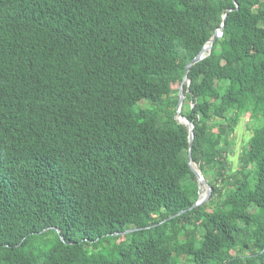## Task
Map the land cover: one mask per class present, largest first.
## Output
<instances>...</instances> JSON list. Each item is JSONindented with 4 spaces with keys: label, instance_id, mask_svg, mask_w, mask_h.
<instances>
[{
    "label": "trees",
    "instance_id": "obj_1",
    "mask_svg": "<svg viewBox=\"0 0 264 264\" xmlns=\"http://www.w3.org/2000/svg\"><path fill=\"white\" fill-rule=\"evenodd\" d=\"M235 2L0 0V264H264V0ZM225 14L183 90L190 210L173 84Z\"/></svg>",
    "mask_w": 264,
    "mask_h": 264
},
{
    "label": "water",
    "instance_id": "obj_2",
    "mask_svg": "<svg viewBox=\"0 0 264 264\" xmlns=\"http://www.w3.org/2000/svg\"><path fill=\"white\" fill-rule=\"evenodd\" d=\"M233 2L236 4L235 0H233ZM237 9V6H236ZM223 23L221 24V26L215 31L213 37L206 43V45L203 47V49L201 50V52L197 55V57L191 61V63L185 68V73H184V77L183 80L180 84V87L178 89V104H177V110H176V115H175V120L181 124L184 125L187 129H188V133H189V151H188V165L189 168L191 169V171L193 172V174L195 175L196 179H197V187H198V197L196 202L194 203V205L190 208V210L199 208L201 206L206 205L210 199H211V195H212V188L211 186L207 183V181L204 179V177L202 176L200 170L195 169L193 167V162H192V157H191V150L193 147V139H194V133H193V129L194 126L193 124L185 117L181 116V109L185 100V95L183 93L184 87L186 88V92H188V87L190 84V80H186L190 71V68L192 66H194L195 64H197L198 62L204 60L205 58H207L212 50V47L214 45V43L222 37L223 33L220 32L221 29L224 28L225 26V20H226V14L223 16L222 18ZM196 165V164H194ZM197 166V165H196ZM202 190L204 191V194H202ZM186 211H182L179 214H177L176 216H180L182 214H184ZM174 216V217H176ZM171 217V218H174ZM138 231L137 229L134 230H130V231H126L123 234H128V233H134Z\"/></svg>",
    "mask_w": 264,
    "mask_h": 264
},
{
    "label": "rangeland",
    "instance_id": "obj_3",
    "mask_svg": "<svg viewBox=\"0 0 264 264\" xmlns=\"http://www.w3.org/2000/svg\"><path fill=\"white\" fill-rule=\"evenodd\" d=\"M180 85L175 83L173 84V89H179ZM185 101V100H184ZM254 125L252 122L249 121V116L245 115L242 116L240 121L238 122V125L235 128L234 134L232 138L230 139V147L228 150L227 155V168L230 171V173H235L239 171L240 163L239 158L242 154V152L247 148L248 142L250 137L252 136ZM191 231H188V234H190ZM131 234V233H128ZM128 234H122L118 237L116 240L117 245H123L129 241V238L127 237ZM57 235L55 234H49L43 240H41V247L44 250L49 249L54 242L56 241ZM86 237L83 235V238ZM111 242L109 240H106L105 245H109Z\"/></svg>",
    "mask_w": 264,
    "mask_h": 264
},
{
    "label": "bare ground",
    "instance_id": "obj_4",
    "mask_svg": "<svg viewBox=\"0 0 264 264\" xmlns=\"http://www.w3.org/2000/svg\"><path fill=\"white\" fill-rule=\"evenodd\" d=\"M220 32H222V29H221V31H220ZM222 33H223V32H222ZM186 80H189V79H188V77H187V79H186ZM193 167H194L195 169H197V166H196V165H194V164H193ZM201 193H202V194H204V191L202 190V192H201Z\"/></svg>",
    "mask_w": 264,
    "mask_h": 264
}]
</instances>
